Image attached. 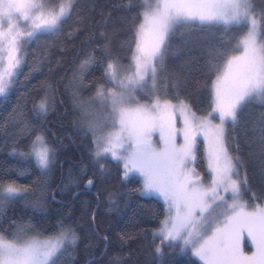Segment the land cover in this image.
Returning a JSON list of instances; mask_svg holds the SVG:
<instances>
[{
	"label": "snow or ice",
	"instance_id": "1",
	"mask_svg": "<svg viewBox=\"0 0 264 264\" xmlns=\"http://www.w3.org/2000/svg\"><path fill=\"white\" fill-rule=\"evenodd\" d=\"M42 7L34 0H0V59L5 65L0 71V95L17 83L19 70L27 62L26 48L39 35L56 32L70 16L75 2L68 0L66 7L61 6L58 12L53 10L47 16L36 14ZM141 8L143 23L135 33V49L131 45L128 47L133 53L132 63L124 66L119 57H109L107 47L103 50L100 60L103 83L97 86L93 98L99 102L102 119L89 120L86 129H82L92 137L91 165L104 177L108 163H122L123 177L138 173L142 178L141 196L155 194L162 200L164 219L152 232L154 255L160 256L165 247L182 242L203 264H264V185L258 191H252L247 179H239V161L234 163L229 155L230 137L225 128L229 121L236 123L238 112L245 104L252 100L264 104V35L260 30L264 8L257 13L254 0H143ZM21 21L27 23L31 30L22 28ZM197 21L201 26L223 24L248 28L235 46L236 49L242 47L243 52L228 58L223 74L217 75L213 82L212 111L198 116L183 101L177 108L169 100L161 102L160 96L151 102L141 103V98L159 91V70L164 66L168 40L175 26ZM78 32L79 29L70 30L68 38H73ZM232 38L227 41L221 38L219 46L209 50V75L218 70L219 64L212 61L224 58ZM32 55L36 70L44 63L52 62L50 49L45 48L40 55L34 51ZM93 63V57L89 56L81 62L80 70ZM133 64L135 71L132 70ZM76 74L74 72V78ZM105 84L111 87L105 90ZM41 90L47 92V89ZM164 94L167 95V89ZM49 105L45 95L32 101L31 111L43 116L47 114ZM80 106L84 107V102ZM169 109L173 113L178 110L183 117L184 143L176 146L174 137L177 131L173 128L165 139L164 148L158 149L149 142L148 136L157 123L163 128L171 122ZM217 113L219 123L214 124L212 121ZM21 125L20 135L27 132L30 137L28 158H34L36 167L46 175L53 163L54 149L43 135L32 136L34 129L18 103L9 117V127ZM260 132L261 153L264 154V127ZM198 135H203L207 145L210 184H205L200 174L189 168L195 160ZM20 155L23 157L25 154ZM15 174L19 177L25 173L16 170ZM86 175L87 165L76 173L70 170L62 182V190L73 185L79 187ZM95 182L94 175L84 187L94 186ZM40 184L41 180L34 182V196L40 191ZM249 192H252L250 200L260 203L253 205L246 200L244 197ZM27 193V188H20L14 182L6 185L0 177V220L6 205L17 198H24ZM222 193H230V197ZM52 199L55 200L54 195ZM32 203L39 205L41 197L37 196ZM11 226L16 229L11 233L12 239L0 234V264H56L67 250L65 241L74 248L78 239L74 229L62 220L54 226L58 229L55 243L51 242L52 237L43 242L30 238L28 233L34 227L30 222H13ZM209 231L211 235H208ZM245 231L255 248L250 256L240 248V236ZM157 239L160 240L158 245Z\"/></svg>",
	"mask_w": 264,
	"mask_h": 264
},
{
	"label": "trees",
	"instance_id": "2",
	"mask_svg": "<svg viewBox=\"0 0 264 264\" xmlns=\"http://www.w3.org/2000/svg\"><path fill=\"white\" fill-rule=\"evenodd\" d=\"M47 1L56 6L60 0ZM74 2L75 8L56 32L39 35L26 48L27 62L19 70L17 83L0 95V177L6 185L14 182L28 189L24 198L6 205L0 232L12 238L11 233L16 230L11 226L13 222H30L34 227L28 236L53 235L58 232L54 226L62 220L74 229L78 239L74 248L67 242L64 244L67 250L56 264H201L182 242L165 247L160 256L154 255L152 232L164 217L161 200L155 196H141L140 178L133 174L124 178L123 169L116 161L107 164L104 177H101L90 162L91 134L82 130L96 112L97 101L93 98L97 86L103 83L100 60L105 47L110 58L119 57L124 66L131 63L133 53L128 47L131 45L134 49L135 46L143 1ZM254 3L259 13L264 3L262 0H254ZM76 29H79L78 34L68 38L69 31ZM247 30V26H201L199 22H182L175 26L168 40L164 66L159 70L158 94L171 101H187L198 115L210 112L212 83L225 61L240 51L235 46ZM260 30L264 35V21H260ZM221 38L225 41L232 38L231 47L223 59L212 61L218 63L219 68L209 75V50L218 47ZM45 48L50 49L52 62L36 70L32 53L36 51L40 55ZM89 56L95 63L80 70L81 62ZM74 72L77 73L75 78ZM109 86L105 84V90ZM45 95L50 101L47 114L33 113L32 101ZM151 98L147 95L140 100ZM81 102L84 107L80 106ZM18 103L34 129L32 136L43 135L54 149L53 163L46 175L36 167L34 158H28L30 137L27 132L20 135L23 125L9 127V117ZM262 114L264 104L252 100L238 112L235 124L230 121L226 124L229 153L239 161L238 166L252 191L264 185V154L259 141L260 129L264 127ZM21 153L25 155L22 157ZM83 165L88 166V175L83 177L80 186L62 190V182L69 171L76 173ZM196 166L204 170L201 150ZM16 170H23L25 174L18 177ZM94 175V186L85 188L87 180ZM37 180H41L40 191L34 196ZM251 195L249 192L244 198L253 205L260 203L250 200ZM37 196L41 197V203L34 205L32 201ZM159 243L157 239L156 244Z\"/></svg>",
	"mask_w": 264,
	"mask_h": 264
},
{
	"label": "rangeland",
	"instance_id": "3",
	"mask_svg": "<svg viewBox=\"0 0 264 264\" xmlns=\"http://www.w3.org/2000/svg\"><path fill=\"white\" fill-rule=\"evenodd\" d=\"M143 1V0H142ZM35 3H37L38 5H43L42 8L40 9H37V12L36 14L37 15H44V16H47L49 15V13H51L53 10H55L56 12L59 11L60 7L61 6H67V2L68 0H60L58 2V4L56 6L54 5H51L47 0H34ZM153 2H155V0H153ZM257 19L259 20V16L257 15ZM198 22V21H197ZM30 23V22H28ZM143 23V16L141 15V19H140V22L138 24V26L136 27V30L138 29L139 25ZM21 26L22 28H24L25 30H31L29 27H28V24L25 23L24 21H21ZM245 35V34H244ZM244 36H242L239 41L243 38ZM238 41V42H239ZM134 49H135V46H134ZM243 52V48L240 47V51L233 55V56H236V55H240L241 53ZM133 55V54H132ZM230 58V57H229ZM132 63V61H131ZM226 64V61L225 63L223 64L222 66V69L220 71V73L218 75H222L223 74V71H224V66ZM4 62L2 61V59H0V71L3 70L4 68ZM133 71H135V67H134V64H133V68H132ZM217 78V76H216ZM216 78L214 79V81H216ZM213 81V82H214ZM149 83H151V81H149ZM111 86H109L108 88H110ZM107 88V89H108ZM7 92V90H6ZM213 95H214V91H213V83H212V103H213ZM156 96H160L158 94V92H155V93H152L151 94V99L149 100H140L141 103H146V102H151ZM161 97V96H160ZM163 100H168L164 97H161V102H163ZM173 105L179 106L180 104V101H183L185 104L189 105V103L185 100H178V101H171L169 100ZM190 107V105H189ZM191 109V107H190ZM95 114L94 115H91V119L90 120H95V119H102V116L99 115V110H100V105H99V102L97 101L96 102V106H95ZM191 111H193L191 109ZM212 111V109L210 110ZM169 115L172 116V120L171 122H169L168 124L165 125V127L161 128L159 126V123H157V126H155L154 128H152L150 130V134L148 136V139H149V142L152 143V145L158 149H162L164 148L165 146V139H167L173 128L176 129L177 131V134L175 135L174 137V140H175V143H176V146L179 147L180 145H182L184 143V136H183V129H184V122H183V117L180 115V112L177 110L176 112H172L171 109H169ZM198 115V114H197ZM207 115V114H205ZM205 115H198V116H205ZM214 124L215 123H219V115L218 113L215 114V119H213L212 121ZM231 122V121H230ZM225 128H226V125H225ZM163 137V138H162ZM37 147H39V145H37ZM201 150V153H202V157H203V162H204V170H201L200 168H198L196 166V160H197V155H198V151ZM230 157L233 158V156L229 153ZM233 161L234 163L236 162V160L233 158ZM122 169H123V165L122 163H120ZM189 168H193L195 170L196 173L200 174V176L202 177V179L204 180L205 184H210L211 183V175L209 174L208 172V167H207V145L204 143V139H203V135H198L197 137V150H196V153H195V160L189 164ZM237 171L239 172V179L240 180H245V175L244 173L240 170L239 166L237 167ZM133 175H136L140 178L141 180V184H142V187H143V180L142 178L139 176L138 173H132ZM130 174V175H132ZM129 175V176H130ZM125 178V177H124ZM234 179L237 178V177H233ZM142 189V188H141ZM223 195L225 196H229L230 197V193H222ZM152 196H155L157 197L155 194H153ZM159 199V198H158ZM161 200V199H160ZM162 202V200H161ZM229 202H231V200H229ZM248 210H251V209H248ZM164 219V217H163ZM162 219V220H163ZM157 229V228H156ZM0 234L4 235L2 232H0ZM211 231H209L208 235H211ZM5 236V235H4ZM30 238L31 237H35L37 238L39 241H48L49 240V237H52V240L51 242L52 243H55V240H56V235L53 234V235H30L29 236ZM6 239H12V238H9L7 236H5ZM67 241H65L66 243ZM64 243V244H65ZM178 243V242H176ZM245 245L248 246V248L245 247ZM240 248H241V251H243L246 255H251L254 251H255V248L252 246V243H251V240L247 237V233L246 231L241 233V236H240ZM191 254H192V250L191 248H189ZM193 256V254H192ZM195 257V256H194ZM201 264H203L202 261L199 260L198 257H195Z\"/></svg>",
	"mask_w": 264,
	"mask_h": 264
}]
</instances>
